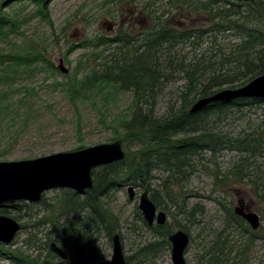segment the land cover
Segmentation results:
<instances>
[{
    "label": "trees",
    "instance_id": "trees-1",
    "mask_svg": "<svg viewBox=\"0 0 264 264\" xmlns=\"http://www.w3.org/2000/svg\"><path fill=\"white\" fill-rule=\"evenodd\" d=\"M51 1L0 0V39L10 38L21 24L33 18L51 23ZM15 5H32L35 9L29 18L17 20L18 17L10 11ZM167 6L176 13V18L166 11L154 16L153 6H148V11L154 16L153 27L140 38H132L131 34L124 32L113 38L100 35L81 44L72 43L69 51L76 47L93 49L84 56L88 62L103 59L101 67L98 64L91 66L82 79L76 75L71 78L69 85L73 93L110 86L133 94L131 115L121 122L124 131L121 141L126 158L95 170L94 186L85 195L62 190L63 196L56 203L58 212L55 204L43 198L41 202L49 210V217L47 215L35 226H21L22 229H36L49 225L51 229L42 239L32 233L25 241L30 250L34 249L32 253L35 255L20 248L11 251L0 244L1 258L8 259L12 264H87L98 236L103 233L111 242L120 228L118 217L106 206L105 199L116 195L124 186L133 185L148 189L157 207L168 211L162 199L175 202L173 188L183 190L186 187L189 176L195 171L194 157L204 152H210L212 156L223 151L238 153V163L237 159L234 160L226 174L217 173L216 180L224 187H247L264 211V162H260L264 159V125L257 131L233 138L212 129L208 121L213 115H227L230 110H241L262 101L237 99L217 102L200 112L190 113L197 100L225 88L242 87L264 75V0H168ZM200 19L204 24L187 27L183 22ZM220 37H232L235 42L222 48L218 44ZM209 40L211 53L197 57V49ZM214 46H218L215 51ZM185 47H189L194 55L190 62L178 51ZM106 52H109V57L105 56ZM0 59L2 64L8 63L1 76L8 81H13L19 73L27 72L34 64L46 61L44 54L33 47L13 53L0 51ZM46 64L57 69L51 62L46 61ZM80 65H84L83 62ZM231 65L234 67H229ZM207 73L209 78H206ZM177 74L188 80L186 92L181 95V104L158 116L155 113L158 96L165 84L174 80ZM129 143L135 147L134 150ZM160 169L167 174L161 191L152 186L153 174ZM221 206L228 217L237 219L232 203L231 207L226 203H221ZM27 207L28 204L19 202L5 206L0 213L20 221L22 211ZM197 207L186 214L197 211ZM55 213L59 215L55 216ZM137 215L144 227L155 231L148 227L140 212ZM238 222L239 226L254 233L242 219L239 218ZM174 228L185 230L179 222L161 229L163 247L168 244L167 235ZM225 238L227 240V236ZM254 241V238L248 237L242 242L243 251L254 245ZM52 243L63 248L69 258L61 259L53 251ZM156 244L143 247L139 254L143 257L158 255L163 250ZM226 246L229 247L227 243ZM66 249L72 254H68ZM226 263H229L228 256Z\"/></svg>",
    "mask_w": 264,
    "mask_h": 264
},
{
    "label": "rangeland",
    "instance_id": "rangeland-1",
    "mask_svg": "<svg viewBox=\"0 0 264 264\" xmlns=\"http://www.w3.org/2000/svg\"><path fill=\"white\" fill-rule=\"evenodd\" d=\"M167 5L168 0H52L51 23L38 17L33 18L21 24L20 29L12 33L10 38L0 39L1 52L13 53L33 47L44 54L47 62L57 67L54 69L48 66L46 61H40L27 72L16 75L13 81H8L1 78L8 63L2 64L0 59V162L32 160L123 140L121 122L131 115L134 98L132 92L107 86L91 88L86 93H73L69 85L71 78L76 75L78 79H82L91 66L98 64V67H101L103 59L88 62L84 56L93 52L90 47L69 50L72 43L81 44L100 35L113 36L118 29L140 38L152 29V19L155 15L166 11L176 18V13ZM148 6H153L154 16L148 11ZM11 9V14L17 16V20H22L29 18L35 8L32 5H15ZM183 22L187 27L204 24L202 19L196 22L193 20ZM110 26L114 27L113 33L108 31ZM234 42L232 37H220L218 44L223 48ZM216 49L218 46H214V51ZM211 50L210 40L205 41V44L197 49V57L203 53L208 55ZM178 51L187 57V62L194 59L189 47L180 48ZM104 54L109 57V52ZM61 59L69 70L67 74L58 69ZM81 62L84 65H80ZM10 76L14 77L13 74ZM206 76L209 78L210 74L207 73ZM187 86L188 80L179 74L165 84L158 96L155 113L162 116L170 107L180 106L181 95L186 92ZM208 121L212 129L227 133L233 138L252 133L264 125V101L241 110H230L227 115H213ZM128 145L131 150L135 149L132 143ZM238 157V153L231 151H223L216 156H212L210 152L195 156L193 159L195 171L189 176L186 187L183 190L179 187L173 188L175 202L162 199L170 212L168 224L179 222L190 230L193 237L194 241L191 242L186 254L187 264H196L197 256L202 255L204 248L223 230L225 213L221 203L228 206L233 202L235 207L237 199L240 198L256 207L255 199L247 187L239 185L224 187L216 180L217 173L226 174L234 160L237 159L238 163ZM260 162H264V159ZM166 178L164 170L155 171L153 188L161 189ZM128 187L129 185L124 186L116 195H111L104 201L112 214L118 217L124 254L127 258L131 257L129 264H143L146 261L140 262L142 256L138 255L139 249L145 243H153L156 239L138 220L137 212H140L138 206L144 189L134 186L137 197L131 201ZM62 190L69 189H53L44 194V199L48 203L55 204L57 212L59 206L56 203L63 196ZM24 204H28V207L22 211V218L19 221L21 226L28 224L35 226L49 213L42 202ZM196 205L198 211L194 221H191L186 212ZM58 215L55 213V216ZM50 230L49 225L36 229L27 227L21 230L11 245L4 246L11 251L20 248L30 255H35L32 253L34 249L30 250L25 241L32 233H35L38 239H42ZM236 235L237 233H234L235 240ZM241 245L243 243L238 244ZM66 251L72 254L71 250ZM112 255V242L110 243L108 237L102 233L93 244L92 253L86 262L109 264ZM241 261L242 258L240 264ZM0 264L12 263L0 257ZM145 264H173L171 251L166 249L158 258ZM248 264H264V245L256 243L254 254Z\"/></svg>",
    "mask_w": 264,
    "mask_h": 264
},
{
    "label": "water",
    "instance_id": "water-1",
    "mask_svg": "<svg viewBox=\"0 0 264 264\" xmlns=\"http://www.w3.org/2000/svg\"><path fill=\"white\" fill-rule=\"evenodd\" d=\"M111 28L112 26L108 29ZM58 69L64 74L69 72L63 59L59 61ZM237 99L264 101V75L242 87L222 89L211 96L197 100L190 113L200 112L212 103L231 102ZM125 158L123 143L117 140L32 160L0 162V210L18 202L39 203L43 200L44 194L53 189H69L83 196L94 186L95 170L123 161ZM128 196L131 201L136 199V189L132 185L128 187ZM138 208L149 225H153L155 221L159 224H165L167 221L166 213L158 211L148 189L141 194ZM236 213L242 216L254 230L260 227V217L256 213H247L242 207H236ZM21 230L18 220L0 213V244L11 245ZM169 241L172 244L173 264H186L185 251L189 244L187 233L179 230L170 235ZM51 247L61 259L69 258L57 243H52ZM109 264H127L117 234L113 237V255Z\"/></svg>",
    "mask_w": 264,
    "mask_h": 264
},
{
    "label": "flooded vegetation",
    "instance_id": "flooded-vegetation-1",
    "mask_svg": "<svg viewBox=\"0 0 264 264\" xmlns=\"http://www.w3.org/2000/svg\"><path fill=\"white\" fill-rule=\"evenodd\" d=\"M108 31H110V32L112 31V33H113L114 32V27H112L111 29H108ZM115 31H116L115 35H113V36H107L106 35V36L109 37V38H113L116 35H118V33H120V34H123L124 32L127 33V31H123L122 29H118V30H115ZM132 38H134V36ZM159 190L161 191V189H159ZM150 197H151V194H150ZM254 201H255L254 205L256 204V207H254L252 204H247L244 201V199H240V198L237 199L236 205H235V207H233L234 214L237 217L236 220L234 218L228 217V214H227L226 210L223 209V211L225 213L224 220H223V222H224L223 230L220 233L216 234V236L209 243V246L204 248V251L202 252V255H198L197 256L196 264H227L226 263L227 256H228V259H229V263L228 264H231V263L232 264H240L239 263L240 258H242L243 264H248V261L250 260V257L254 254V251H255V248H256V243H260V244L264 245V230H262V222H263V217H264V211H262L260 209V207L258 205V202L256 200H254ZM231 203L233 205V202H230V204ZM230 204H228V207H229ZM236 207H242L243 209H245V212H247V213L248 212L256 213L260 217V222H261L260 227L257 230H254L250 226V224L242 216H240L239 214L236 213ZM193 208H191V209H193ZM157 209H158V211H163V212L166 213L167 221L165 222V224H159L157 221H155L153 225H149L147 223V221L144 219L142 213L141 212L140 213H141L144 221L148 225V227L155 229L154 232L149 230L150 232L153 233V237H155V239H156V241L153 242V243H157L156 247L160 248L163 251L161 253H159L158 255H156V256H153L151 254H149L148 256H144V257L142 256V260L141 261L139 260V261L141 263L145 262V261H146L145 263H148V261H150L152 259H155V258H158L160 256V254H162L166 249H169L171 251V258H172V244L169 241V237H170V235L174 234L175 232H177L179 230H183L184 232H186L188 237H189V244H188L187 249L185 251V260H186V254H187V252L189 250V247L191 246V242L194 241L193 237H192V235L190 233V230L187 229L186 227H185V230L184 229H180V228L179 229L174 228L176 230L174 231V229H173L167 235V242H168L169 245L167 244L165 247H163L165 245V243H163L164 240H163V237L160 235V232L162 231L161 229L166 228V226L170 225V224H168V218H169L170 212H169V210L168 211L161 210L158 207H157ZM197 211H193V213L191 212V213L187 214V216L191 219V221H194ZM239 218L242 219L246 223L245 226L246 227H250V229L252 231H254V233L251 232L248 228H242L241 226H239L240 225L239 222H238ZM141 224H142V227H144V224L143 223H141ZM144 228L147 229L146 227H144ZM225 230H226V232L224 233ZM255 232H258V234H256ZM120 233H121V229L119 228L118 232H116L114 234V236L116 234L119 235L120 241H121V244H122L121 234ZM234 233H237V235H236L237 240H235L236 238L234 236ZM202 234H203V232H202ZM225 236H227V240H226ZM113 237H112V240H111L112 248H113ZM232 237H234V239ZM248 237H252V238L255 239L254 245H252L249 249H245L243 251V246H238V244L244 242ZM158 243H161V244H158ZM226 243L228 244L229 247L226 246ZM149 244H151V242H148L147 244L145 243V245H142V247L139 249V252L141 251V249L143 247H145V246H147ZM122 247H123V244H122ZM123 250H124V248H123ZM139 252H138V255L141 256L139 254ZM232 254H234L233 255L234 257H232ZM125 258H126L127 264H129V261H131V257H128V258L125 257ZM145 263H143V264H145ZM172 263H173V261H172ZM186 264H187V260H186Z\"/></svg>",
    "mask_w": 264,
    "mask_h": 264
}]
</instances>
